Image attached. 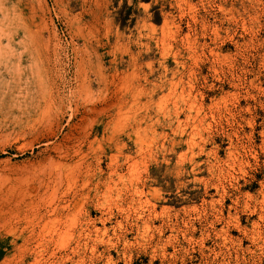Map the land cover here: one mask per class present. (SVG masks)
<instances>
[{"label":"rangeland","instance_id":"374dc122","mask_svg":"<svg viewBox=\"0 0 264 264\" xmlns=\"http://www.w3.org/2000/svg\"><path fill=\"white\" fill-rule=\"evenodd\" d=\"M0 215V264H264V0H0Z\"/></svg>","mask_w":264,"mask_h":264},{"label":"bare ground","instance_id":"6f19581e","mask_svg":"<svg viewBox=\"0 0 264 264\" xmlns=\"http://www.w3.org/2000/svg\"><path fill=\"white\" fill-rule=\"evenodd\" d=\"M135 101H137V100H135ZM157 104H158V103H157ZM188 105H189V104H188ZM130 107H131V106H130ZM97 134H98V133H97ZM86 135H87V134H86ZM95 135H96V134H95ZM96 138H97V137H96ZM96 138H95V139H96ZM92 140H93V139H92ZM96 140H97V139H96ZM98 142H99V141H98ZM195 142H196V141H195ZM80 146H81V144H80ZM141 148H142V146H141ZM151 148H152V147H151ZM73 149H74V148H73ZM53 150H54V149H53ZM141 150H142V149H141ZM78 151H79V150H78ZM149 151H150V150H149ZM72 152H73V151H72ZM94 152H95V151H94ZM138 152H139V151H138ZM138 152H137V153H138ZM91 153H93V151H92ZM95 153H96V152H95ZM67 154H68V153H67ZM73 155H74V154H73ZM82 155H83V154H82ZM86 155H87V154H86ZM96 155H97V154H96ZM98 155H99V154H98ZM98 155H97V156H98ZM138 155H139V154H138ZM141 155H143V157H144L145 153H144V154H141ZM63 156H64V155H63ZM88 156H89V155H88ZM100 156H101V155H100ZM73 157H74V156H73ZM82 157H83V156H82ZM108 157H109V156H108ZM85 158H86V157H84V159H85ZM99 159H101V158H99ZM99 159H98V161H99ZM133 159H134V158H133ZM53 160H54V159H53ZM139 160H140V159H139ZM145 160H146V159H145ZM54 161H55V160H54ZM78 161H80V160H78ZM95 161H96V160H95ZM135 161L137 162V158H136ZM140 161L142 162V160H140ZM165 161H166V159H165ZM57 162H58V161H57ZM136 162H135V163H136ZM79 163H80V162H79ZM135 163H134V164H135ZM144 163H145V162H144ZM52 164H53V163H52ZM56 164H57V163H56ZM59 164H60V162H59ZM62 164H63V163H62ZM62 164H61V165H62ZM65 164H66V163H65ZM75 164H76V163H75ZM83 164H84V163H83ZM83 164H82V165H83ZM87 164H88V163H87ZM128 164H129V163H128ZM132 164H133V163H132ZM137 164H138V163H137ZM61 165H60V166H61ZM69 165H70V164H69ZM96 165H98V164H96ZM135 165H136V164H135ZM55 166H57V165H55ZM130 166H131V165H130ZM136 166H137V165H136ZM138 166H139V165H138ZM138 166H137V168L135 167V169H138ZM61 167H62V166H61ZM61 167H60V168H61ZM73 167H76V166H73ZM90 167H91V166H90ZM131 167H132V166H131ZM52 168H53V167H52ZM52 168H51V169H52ZM57 168H58V167H57ZM63 168H64V167H63ZM129 168H130V167H129ZM34 169H36V168H34ZM64 169H65V168H64ZM72 169H74V168H72ZM72 169H70V171L73 172ZM86 169H87V168H86ZM91 169H92V168H91ZM93 169H95V168H93ZM99 169L102 170L101 168H99ZM132 169H134V167H133ZM147 169H148V168H147ZM53 170H54V169H53ZM67 170H68V169H67ZM74 170H75V169H74ZM81 170H82V169H81ZM128 170H129V169H128ZM28 171H29V170H28ZM60 171L63 172V170H60ZM88 171H91V170H88ZM95 171H96V169H95ZM41 172H42V171H41ZM48 172H50V171H48ZM54 172H55V171H54ZM65 172H67V171L65 170ZM76 172H77V171H76ZM93 172H94V171H93ZM93 172H92V173H93ZM110 172H111V171H110ZM134 172H136V170L133 171L131 174H133ZM56 173H57V172H56ZM63 173H64V172H63ZM67 173H69V172H67ZM67 173H66V174H67ZM74 173H75V172H74ZM84 173H85V172H84ZM100 173H101V172H100ZM112 173H113V172H112ZM129 174H130V173H129ZM54 175H55V173H54ZM60 175H61V174H60ZM62 175H63V174H62ZM62 175H61V176H62ZM134 175H135V174H134ZM68 176H69V175H68ZM78 176H79V174H78ZM56 177H57V176H56ZM58 177H60V176L58 175ZM58 177H57V178H58ZM63 177H64V176H63ZM63 177H62V178H63ZM65 177H66V176H65ZM69 177H70V176H69ZM74 177H75V176H74ZM92 177H93V176H92ZM67 178H68V177H67ZM139 178H140V177H139ZM23 179H24V178H23ZM55 179H56V178H55ZM59 179H61V178H59ZM65 179H66V178H65ZM87 179H88V178H87ZM24 180H25V179H24ZM56 180H57V179H56ZM63 180H64V179H63ZM66 180H67V179H66ZM71 180H72V179H71ZM71 180H70V181H71ZM76 180H77V179H76ZM80 180H81V179H80ZM154 180H155V179H154ZM68 181H69V180H68ZM70 181H69V182H70ZM74 181H75V179H74ZM88 181H89V180H87V182H88ZM62 182H63V181H62ZM71 182H72V181H71ZM82 182H83V181H82ZM85 182H86V180H85ZM19 183H20V182H19ZM44 183H45V182H44ZM59 183H60V182H59ZM67 183H68V182H67ZM79 183H80V182H79ZM95 183H96V182H95ZM115 183H116V182H115ZM115 183H114V184H115ZM27 184H28V183H27ZM55 184H56V181H55ZM62 185H63V184H62ZM65 185H66V183H65ZM65 185H64L63 187H65ZM71 185H72V184H71ZM85 185H86V183H85L83 186H85ZM109 185H111V184H109ZM67 186H68V185H67ZM72 186H73V185H72ZM152 186H153V185H152ZM53 187H54V186H53ZM77 187H78V186H77ZM89 187H90V186H89ZM27 188H28V187H27ZM58 188H59V187H58ZM68 188H69V187H68ZM83 188H84V187H83ZM83 188H82V189H83ZM23 189H24V188H23ZM25 189H26V188H25ZM37 189H38V188H37ZM66 189H67V188H66ZM151 189H152V188H151ZM153 189H154V188H153ZM21 190H22V189H21ZM32 190H33V189H32ZM34 190H35V188H34ZM138 190H139V189H138ZM26 191H28V189L25 190V192H26ZM35 191H37V190H35ZM35 191H33V192H35ZM44 191H45V190H44ZM61 191H62V188H61ZM66 191H67V190H66ZM66 191H64V192H66ZM83 191H84V190H83ZM139 191H140V190H139ZM155 191H156V190H155ZM15 192H16V191H15ZM25 192H23V193H25ZM67 192H68V191H67ZM141 192H143V191H141ZM141 192H140V193H141ZM156 192H157V191H156ZM19 193H20V192H19ZM35 193H36V192H35ZM70 193H72V192H70ZM73 193H74V192H73ZM79 193H80V192H79ZM143 193H144V192H143ZM15 194H16V193H15ZM27 194H30V192H28ZM80 194H81V193H80ZM136 194H138V192H137ZM11 195H12V194H11ZM22 195H23V194H22ZM62 195H63V194H62ZM81 195H82V194H81ZM141 195H142V194H141ZM144 195H145V194H144ZM15 196H16V195H15ZM15 196H11V198H9V199L11 200V199H13V197H15ZM29 196H30V195H29ZM72 196H74V195H72ZM139 196H140V195H139ZM20 197H21V196H20ZM22 197L24 198V196H22ZM22 197H21V199H22ZM30 197H31V196H30ZM34 197H35V196H34ZM51 197H52V196H51ZM86 197H88V196H86ZM6 198H7V197H6ZM49 198H50V197H49ZM81 198H82V197H81ZM116 198H117V197H116ZM137 198H138V197H137ZM9 199H8V201H9ZM16 199H17V198H16ZM53 199H54V198H53ZM56 199H57V198H55V200H56ZM65 199H67V198H65ZM138 199H140V198H138ZM30 200H31V198H30ZM36 200H37V199H36ZM55 200H54V201H55ZM81 200H83V199H81ZM84 200H85V199H84ZM4 201H5V200H4ZM16 201H17V200H16ZM16 201H15V203H17ZM24 201H25V200H24ZM26 201H27V200H26ZM32 201H34V200H32ZM46 201H47V200H46ZM48 201H49V200H48ZM73 201H74V200H73ZM133 201H134V198H133ZM133 201H132V202H133ZM135 201H136V199H135ZM56 202H57V201H56ZM69 202H70V201H69ZM139 202H140V201H139ZM2 203H4V202H2ZM13 203H14V202H13ZM22 203H23V202H22ZM48 203H50V202H48ZM48 203H46V204H48ZM82 203H84V201H83ZM115 203H116V202H115ZM135 203H136V202H135ZM11 204H12V203H11ZM11 204H10V205H11ZM39 204H40V203H39ZM142 204H143V203H142ZM3 205H4V204H3ZM51 205H52V204H51ZM137 205H138V204H137ZM139 205H141V204H139ZM4 206H5V205H4ZM45 206H46V205H45ZM78 206H79V205H78ZM80 206H81V205H80ZM112 206H113V204H112ZM112 206H111V207H112ZM114 206H116V205H114ZM1 207H2V206H1ZM10 207H11V206H10ZM16 207H17V205H16ZM37 207H38V206H37ZM41 207H42V206H41ZM48 207H49V206H48ZM84 207H85V206H84ZM105 207H106V206H105ZM141 207H142V206H141ZM141 207H140V208H141ZM3 208H5V207H3ZM6 208H7V206H6ZM11 208H12V207H11ZM11 208H10V209H11ZM18 208H21V207L19 206ZM46 208H47V207H46ZM52 208H53V207H52ZM56 208H57V207H56ZM56 208H55V209H56ZM113 208H114V207H113ZM120 208H123V207H120ZM124 208H125V207H124ZM1 209H2V208H1ZM10 209H9V207L7 208V210H10ZM12 209H13V208H12ZM21 209H22V208H21ZM48 209H49V208H48ZM78 209H79V211H80V210H81V207H80V208L78 207ZM143 209H144V208H143ZM2 210H3V209H2ZM2 210H1V212H3ZM39 210H40V209H39ZM57 210H58V209H57ZM57 210H56V211H57ZM111 210H112V209H111ZM125 210H126V209H125ZM138 210H139V209H138ZM18 211H19V210H18ZM18 211L15 210L16 213H14V214H17ZM47 211H49V210H47ZM51 211H52V210H51ZM51 211H50V212H51ZM71 211H72V210H71ZM84 211H85V210H84ZM88 211H89V210H88ZM112 211H113V210H112ZM121 211H122V210H121ZM6 212H9V211H6ZM13 212H14V211H13ZM24 212H25V211H24ZM40 212H42V211H40ZM102 212H103V211H102ZM104 212H105V211H104ZM128 212H129V211H128ZM139 212H140V211H139ZM139 212H138V213H139ZM154 212H155V211H154ZM37 213H38V211H37ZM77 213H78V212H77ZM120 213H121V212H120ZM4 214H5V213H4ZM25 214H26V213H25ZM35 214H36V213H35ZM47 214H48V213H47ZM72 214H74V213H72ZM86 214H87V211H86ZM89 214H90V213H89ZM102 214H103V213H102ZM110 214H111V213H110ZM121 214H122V213H121ZM125 214H126V213H125ZM136 214H137V213H136ZM140 214H141V213H140ZM20 215H21V214H20ZM27 215H28V214H27ZM29 215H30V214H29ZM154 215H155V213H154ZM0 216H1V218H2V215H0ZM17 216H18V214H17ZM41 216H42V215H41ZM45 216H46V215H45ZM47 216H48V215H47ZM61 216H62V215H61ZM77 216H78V215H77ZM89 216H90V215H89ZM103 216H104V215H103ZM126 216H127V215H126ZM126 216H125V217H126ZM143 216H144V215H143ZM148 216H149V215H148ZM155 216H156V215H155ZM157 216H158V214H157ZM18 217H19V216H18ZM24 217H26V216H24ZM28 217H29V216H27V218H28ZM30 217H31V216H30ZM32 217H33V216H32ZM74 217H75V215H74ZM78 217H79V216H78ZM105 217H106V216H105ZM128 217H129V216H128ZM7 218H8V217H7ZM72 218H73V217H72ZM138 218H140V217H138ZM138 218H137V219H138ZM144 218H145V217H144ZM149 218H150V217H149ZM22 219H23V218H22ZM25 219H26V218H25ZM40 219H42V218L40 217ZM48 219H49V217H48ZM54 219H55V218H54ZM67 219H68V218H67ZM67 219H66V220H65V219H62V220L67 221ZM88 219H89V217H88ZM128 219H129V218H128ZM154 219H155V218H154ZM2 220H3V219H2ZM9 220H10V221H8V220H7V221H8V222H11V219H9ZM23 220H24V219H23ZM33 220H34V219H33ZM49 220H52V219H49ZM4 221H5V220H4ZM39 221H40V220H39ZM39 221H38V222H39ZM46 221H48V220H46ZM52 221H54V220H52ZM72 221H73V220H72ZM86 221H87V220H86ZM103 221H104V220H103ZM116 221H117V220H116ZM146 221H148V220H146ZM29 222H30V221H29ZM42 222H43V220H42ZM56 222H57V219H56ZM94 222H95V221H94ZM105 222H106V221H105ZM117 222H118V221H117ZM120 222H121V221H120ZM120 222H119V223H120ZM30 223H31V222H30ZM36 223H37V222H36ZM45 223L47 224L48 222H45ZM101 223H102V222H101ZM6 224H7V223H6ZM15 224H16V223H15ZM43 224H44V223H43ZM48 224H49V223H48ZM66 224H67V222H66ZM70 224H71V223H70ZM70 224H69V226H71ZM93 224H94V223H93ZM97 224H98V223H97ZM111 224H112V223H111ZM143 224H144V223H143ZM146 224H147V226H148L149 223L146 222ZM12 225H13V224H12ZM18 225H19V224H18ZM27 225H28V224H27ZM29 225H30V224H29ZM37 225H38V224H37ZM57 225H58V224H57ZM121 225H122V223H121ZM19 226H21V224H20ZM40 226H41V225H40ZM43 226H44V225H43ZM75 226H76V225H75ZM92 226H93V225H92ZM145 226H146V225H145ZM151 226H152V225H151ZM30 227H31V226H30ZM55 227H56V226H55ZM58 227H59V226H58ZM94 227H95V226H94ZM94 227H93V228H94ZM104 227H105V226H104ZM149 227H150V224H149ZM45 228H46V226L44 227V229H45ZM82 228H83V227H82ZM90 228H91V227H90ZM106 228H107V227H106ZM139 228H140V227H139ZM143 228H144V227H143ZM143 228H142V230H143ZM42 229H43V228H42ZM42 229H41L40 231H42ZM54 229H56V228H54ZM57 229H58V228H57ZM67 229H68V227H67ZM94 229H95V228H94ZM96 229H97V228H96ZM99 229H100V228H99ZM116 229H117V228H116ZM144 229H145V228H144ZM146 229H147V228H146ZM146 229H145V230H146ZM149 229H150V228H149ZM9 230H10V229H9ZM9 230H8V231H9ZM48 230H49V228H47V231H48ZM105 230H106V229H105ZM147 230H148V229H147ZM43 231H44V230H43ZM50 231H51V230H50ZM54 231H55V230H54ZM79 231H81V230H79ZM83 231H84V230H83ZM83 231H82V232H83ZM100 231H101V230H100ZM114 231H115V230H114ZM116 231H117V230H116ZM138 231H139V230H138ZM148 231H149V230H148ZM21 232H22V230H21ZM58 232H60V231H58ZM85 232H86V231H85ZM85 232H84V233H85ZM112 232H113V231H112ZM139 232H140V231H139ZM144 232H145V231H144ZM6 233H7V232H6ZM32 233H33V232H32ZM38 233H39V232H38ZM42 233H44V232H42ZM53 233H54V232H53ZM56 233H57V232H56ZM70 233H71V232H70ZM90 233H92V232H90ZM90 233H89V234H90ZM101 233H102V232H101ZM116 233H117V232H116ZM145 233L147 234V232H145ZM149 233H150V232H149ZM34 234H35V233H34ZM40 234H41V233H40ZM54 234H55V233H54ZM60 234H61V233H59V235H60ZM66 234H67V233H66ZM66 234H65V235H66ZM77 234H78V233H77ZM92 234H93V233H92ZM107 234H108V233H107ZM109 234H110V233H109ZM118 234H119V232H118ZM120 234H121V233H120ZM16 235H17V234H15V236H16ZM29 235H30V234H29ZM71 235H72V234H71ZM95 235H96V234H95ZM97 235H99V234H97ZM140 235H141V234H140ZM13 236H14V235H13ZM40 236H41V235H40ZM53 236H54V235H51V238H52ZM55 236H56V235H55ZM55 236H54V237H55ZM67 236H68V235H67ZM67 236H66V237H67ZM69 236H70V235H69ZM69 236H68V237H69ZM82 236H83V235H82ZM113 236H114V235H113ZM142 236H143V235H142ZM145 236H146V235H145ZM54 237H53V238H54ZM78 237H80V236H78ZM123 237H124V236H123ZM143 237H144V236H143ZM38 238H39V237H38ZM92 238H94V237H92ZM96 238H97V237H96ZM116 238H117V237H116ZM30 239H31V238H30ZM35 239H36V238H35ZM62 239H63V238H62ZM62 239H61V240H62ZM64 239H65V238H64ZM70 239H71V238H70ZM70 239H69V240H70ZM101 239H102V238H101ZM28 240H29V239H28ZM66 240H67V239H66ZM66 240H65V241H66ZM76 240H77V239H76ZM79 240H80V238H79ZM82 240H83V239H82ZM99 240H100V239H99ZM114 240H115V239H114ZM118 240H119V238H118ZM30 241H31V240H30ZM58 241H59V240H58ZM85 241H86V240H85ZM89 241H90V240H89ZM108 241H109V240H108ZM108 241H106V242H108ZM28 242H29V241H28ZM53 242H54V241H53ZM76 242H77V241H76ZM79 242H80V241H79ZM79 242H78V244H79ZM148 242H149V241H148ZM162 242H163V241H162ZM29 243H30V242H29ZM39 243H40V241H39ZM41 243H42V242H41ZM58 243H60V242H58ZM61 243H62V242H61ZM64 243H65V242H64ZM95 243H96V242H95ZM108 243H109V242H108ZM113 243H114V242H113ZM119 243H120V242H119ZM62 244H63V243H62ZM68 244H69V243H68ZM70 244H71V243H70ZM78 244H77V245H78ZM86 244H88V243H86ZM106 244H107V243H106ZM127 244H128V243H127ZM32 245H33V244H32ZM32 245H31V246H32ZM47 245H48V244H47ZM63 245H64V244H63ZM65 245H66V243H65ZM93 245H94V244H93ZM95 245H96V244H95ZM124 245H125V244H124ZM60 246H61V245H60ZM68 246H69V245H68ZM79 246H80V245H79ZM79 246H78V247H79ZM87 246H88V245H87ZM111 246H112V245H111ZM125 246H126V245H125ZM26 247H27V246H26ZM29 247H30V246H29ZM57 247H59V246H57ZM72 247H73V245H72ZM75 247H76V246H75ZM89 247H90V246H89ZM92 247H93V246H92ZM107 247H108V246H107ZM20 248H21V247H20ZM39 248H40V247H39ZM42 248H43V247H42ZM59 248H60V247H59ZM62 248H63V247H62ZM70 248H71V246H70ZM73 248H74V247H73ZM86 248H87V247H86ZM111 248H112V247H111ZM125 248H126V247H125ZM128 248H129V247H128ZM43 249H44V248H43ZM53 249H54V248H53ZM66 249H67V248H66ZM92 249H93V248H92ZM21 250H23V249H21ZM27 250H29V249H27ZM27 250H26V252H27ZM32 250H33V249H32ZM38 250H39V249H38ZM62 250H63V249H62ZM77 250H78V249H77ZM88 250H89V248H88ZM90 250H91V248H90ZM90 250H89V251H90ZM94 250H95V248H94ZM94 250H93V251H94ZM98 250H99V249H98ZM56 251H57V249H56ZM78 251H79V250H78ZM24 252H25V251H24ZM31 252H32V251H31ZM44 252H45V251H44ZM44 252H43V253H44ZM51 252H52V251H51ZM54 252H55V251H54ZM59 252H60V251H59ZM59 252H57V253H59ZM63 252H65V251H63ZM70 252H71V251H70ZM75 252H76V251H75ZM43 253L41 252V254H43ZM16 254H17V253H16ZM22 254H23V252H22ZM50 254H51V253H50ZM72 254H73V252H72ZM92 254H93V253H92ZM109 254H110V253H109ZM25 255H26V254H25ZM59 255H61V254H59ZM66 255H68V254H66ZM66 255H65V256H66ZM74 255H75V254H74ZM96 255H99V254H96ZM32 256H33V255H32ZM45 256H46V255H45ZM62 256H63V255H62ZM80 256H81V255H80ZM91 256H93V255H91ZM23 257H24V256H23ZM41 257H42V256H41ZM43 257H44V255H43ZM54 257H55V256H54ZM57 257H58V256H57ZM66 257H68V256H66ZM93 257H94V256H93ZM96 257H97V256H96ZM34 258H35V257H34ZM61 258H62V257H61ZM80 258H82V257H80ZM85 258H86V257H85ZM91 258H92V257H91ZM108 258H109V257H108ZM17 259H18V258H17ZM50 259H51V258H50ZM78 259H79V258H78ZM93 259H94V258H93ZM12 260H13V259H12ZM42 260H43V259H41V261H42ZM54 260H55V259H54ZM91 260H92V259H91ZM110 260H111V259H110ZM110 260H109V262H110ZM113 260H114V259H113ZM81 261H83V260H81ZM71 262H72V261H71ZM93 262H95V261H93ZM111 262H112V261H111ZM113 262H114V261H113ZM113 262H112V263H113ZM43 263H45V261H44ZM77 263H80V261L77 262ZM83 263H84V262H83ZM107 263H108V262H107ZM39 264H40V263H39ZM52 264H53V263H52ZM54 264H55V263H54ZM64 264H65V263H64ZM75 264H76V263H75ZM109 264H110V263H109ZM113 264H114V263H113Z\"/></svg>","mask_w":264,"mask_h":264}]
</instances>
